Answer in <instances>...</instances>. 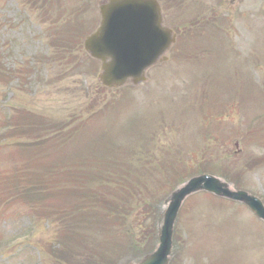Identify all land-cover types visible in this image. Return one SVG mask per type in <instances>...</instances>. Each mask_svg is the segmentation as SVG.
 <instances>
[{
	"label": "rangeland",
	"instance_id": "1",
	"mask_svg": "<svg viewBox=\"0 0 264 264\" xmlns=\"http://www.w3.org/2000/svg\"><path fill=\"white\" fill-rule=\"evenodd\" d=\"M67 1L32 0L25 10L20 0H0V176L24 170L31 179L30 167L57 161L68 165L66 172H84L37 210L21 191L6 193L0 182V264L135 263L155 245V222L166 208L159 201L188 177L217 176L264 204V2L158 0L177 34L168 61L149 69L144 83L108 91L85 57L45 56L54 50L45 44L58 39L68 22L95 28L97 8L105 2L80 0L87 17L68 19ZM50 11L55 20H48ZM220 20L230 42L221 33L217 44L212 33L191 40L192 31ZM30 64L34 71L25 82L11 77ZM20 110L44 124H67L59 133L66 136L47 148L46 157L34 156L43 155L33 147L44 139L42 131H30ZM103 157L117 162L107 164ZM107 173L126 182L134 199L123 226L110 214L93 218L95 207L76 205L69 195L111 192L105 186L115 182ZM63 210V218L43 216ZM65 247L71 258L56 257ZM172 247L170 264H264V224L241 204L200 193L180 209Z\"/></svg>",
	"mask_w": 264,
	"mask_h": 264
},
{
	"label": "water",
	"instance_id": "2",
	"mask_svg": "<svg viewBox=\"0 0 264 264\" xmlns=\"http://www.w3.org/2000/svg\"><path fill=\"white\" fill-rule=\"evenodd\" d=\"M100 13L99 28L84 42L88 54L101 62L99 81L106 88L141 82L145 71L174 41L171 33L162 27L156 2L110 0L100 8ZM200 191L241 202L264 221V207L257 198L233 191L223 181L209 175L191 178L171 194L159 229V244L138 264H168L178 210L188 196Z\"/></svg>",
	"mask_w": 264,
	"mask_h": 264
},
{
	"label": "trees",
	"instance_id": "3",
	"mask_svg": "<svg viewBox=\"0 0 264 264\" xmlns=\"http://www.w3.org/2000/svg\"><path fill=\"white\" fill-rule=\"evenodd\" d=\"M93 64V63H92ZM0 67H2L0 65ZM92 67V65H90ZM78 69V67H77ZM93 71V70H92ZM25 116V122L28 124L27 127L30 128V131H33L34 133H39L42 131L41 141L33 147L37 148L36 152L42 151L43 155H34L36 157L45 156L47 153V148L50 146H56L57 142L55 140L59 139L60 137L66 136L65 134L59 135L60 132H64L66 129V125L62 124L61 126H57L55 123L53 124H44L41 118L29 114V113H23ZM41 120V121H40ZM54 125V126H51ZM64 125V126H63ZM44 146H46V150L44 149ZM87 158H96L94 156H88ZM104 161L109 164L110 161H113L114 163L117 162V160H113L112 158H104ZM68 166L65 164V162L57 161L56 164L50 167H43L39 170V168H33L30 167L28 169V175L33 176L31 179H26L25 176L21 173H24V170L16 171V173H12L10 175H2L0 176V182L8 187V189H5V192L8 193L10 191H13L14 193L22 192L20 197L26 204L31 207L35 208L37 210L38 206H43L44 203L48 202L53 196L55 192V189L63 188V184H66L67 182H74V180H78V175H74L76 173H80L82 177L84 175L83 171H72V172H66L65 167ZM80 166L78 163L73 164V167ZM110 173H107L108 179L114 181L115 183H110L105 186V189L112 190L109 193H96L95 195H83V194H77L76 190H72L69 195L74 198L73 203L78 204L80 202L81 205H85L84 207L87 208V205L93 206L98 211L108 212L109 214H112V216H115L117 221L121 223L122 221L124 225L125 220L122 218V213L130 212L133 206L134 199L132 195L129 192V189L126 190V186L128 187L126 182H121L119 184V179L115 178H109ZM126 176H123L122 179H126ZM123 186V187H122ZM3 200V199H2ZM1 202V201H0ZM1 207L4 204V200L1 202ZM72 204V205H74ZM71 210V209H69ZM66 210L63 211H49L46 214L43 213V216H56L59 215V218H63L62 216L67 215L68 212L64 213ZM55 212V213H54ZM64 253V251H58L57 255L60 256Z\"/></svg>",
	"mask_w": 264,
	"mask_h": 264
}]
</instances>
